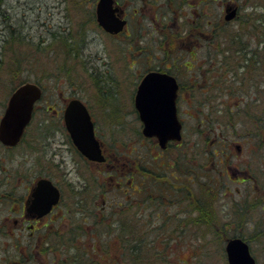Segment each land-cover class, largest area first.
I'll use <instances>...</instances> for the list:
<instances>
[{"label": "flooded vegetation", "instance_id": "obj_1", "mask_svg": "<svg viewBox=\"0 0 264 264\" xmlns=\"http://www.w3.org/2000/svg\"><path fill=\"white\" fill-rule=\"evenodd\" d=\"M214 1L113 0V8L117 9L116 16L125 21L121 34L129 39L134 35V42L141 33L136 32L139 28H135L133 23L138 26L137 22L145 21L143 24H152L153 32L159 39L155 42L157 46H151L149 49L147 42L144 47L137 43L140 54L152 52L155 56L161 55L156 57L161 60L160 63L148 65L143 69L138 85L150 72L172 76L177 86L175 107L182 134L186 129V121L183 118L185 114L193 121V136L206 134L203 142H169L165 149H161L156 138L142 135L144 123L139 120L133 98L134 113L140 123L141 142L145 147L137 170L140 172L138 188L141 192V215L151 229L177 230L180 227H193L208 232L209 236L213 231L220 232L219 238L224 242L222 259L226 264L228 262L225 248L228 240L241 239L247 244L255 264H263L260 263L253 246L257 245L261 249L264 246V90H260L264 86L256 79L246 80L243 77L222 79L223 81L207 78L212 62V50L214 54L220 55L225 63L228 62L226 58L232 56L234 63L228 62L227 65L233 69L244 70L249 66L245 64L244 56L258 65L264 62V47H260L255 38L256 34L258 38L259 22L262 20L258 19L254 11L253 14H241L244 6L242 0H220L223 3L222 11L217 17L212 16L210 11ZM231 12H234V15L228 19L227 16ZM234 23H237V30L232 31V36H229L225 30ZM247 23H251L248 27L252 30L248 31L247 36L255 42L254 48H248L242 40L247 31L243 26ZM227 35L230 37L228 45L225 46L226 42L223 46L221 42L227 39ZM213 36L221 40L215 47H212ZM199 53L202 57L196 62ZM176 55H187L190 58L189 63L180 62L178 57L174 58ZM242 86H246V91ZM237 87L245 94L240 95L235 104L231 105L228 92L229 89L234 91ZM42 89L44 92L43 87ZM70 100L71 98L64 99L59 110L50 111H53V117L61 123L67 143L75 150L80 160L99 169L106 162L95 163L83 157L66 129L64 111ZM37 104L38 102L34 112ZM183 104L188 106V112L182 110ZM234 113L240 114L242 118H239L249 123L241 126V120L234 123L228 119L223 120ZM91 119L95 136L101 143L105 158L108 159L106 166L112 167L116 160V154L112 151L113 145L105 146L98 136L97 124L92 115ZM212 133L217 134L218 138L208 142L207 136ZM151 148L156 150L157 155L151 152ZM186 150L187 163L180 159V155L183 156ZM169 151L173 152L172 155H167ZM48 163L51 165L47 168H56L62 181L63 176L66 177V170H63V166H66L63 164L64 160L49 159ZM133 166H129L131 172H134ZM43 179L49 181L59 193L57 202L46 213H41L33 196L38 182ZM130 184L129 187L132 186ZM67 186L74 199L71 207L74 211L68 210L66 206L64 213L56 217L57 208L64 199V191L62 184L55 180L53 175H13L5 170L1 171L0 234L8 232L6 236L9 237L6 247L1 250L0 260L3 264H52L50 254L53 246L57 245L56 255L52 260L61 254V233L58 232V227L67 215L76 216L74 226L67 230L80 227L84 219L90 220V215L95 218V223H98L99 208L86 214L83 211L86 204L83 191L87 190V180L82 178L79 181L78 188H82L79 191L71 183H67ZM64 224L66 225L65 222ZM53 226L56 231L52 230Z\"/></svg>", "mask_w": 264, "mask_h": 264}, {"label": "rangeland", "instance_id": "obj_2", "mask_svg": "<svg viewBox=\"0 0 264 264\" xmlns=\"http://www.w3.org/2000/svg\"><path fill=\"white\" fill-rule=\"evenodd\" d=\"M242 2L244 6L241 14H253L254 11L258 19L262 20L259 22V35H261V30L264 31V25H262L264 0H242ZM222 4L220 0L212 2L210 14L217 17L222 11ZM95 7L96 0H5L0 6V118L6 107L11 87L17 85L12 79L14 77L9 75L10 66L18 64L15 55L18 56L24 52L22 55L26 59H24L22 68L27 71L22 75L23 78L25 77L29 82H34L36 77L40 78L39 85L44 88L43 97L37 104V109L22 142L13 148H6L0 144V175L2 170L13 175L39 173L53 175L54 179L62 184L64 191V199L57 208L56 217L64 213L66 206L68 210L74 211L71 208L74 199L67 183L73 184L79 191L82 189L78 188L79 181L82 178L87 180V190L83 191V197L86 198L83 208L90 212H95L94 209L99 208L100 204L105 209L110 203H116V206L125 204L124 198L132 196L134 190L138 189V182L125 180L131 174L133 178L140 174L137 170H139L142 151L145 150L139 133L140 123L134 113L133 98L143 69L148 65L160 63L161 60H157L156 57L161 55L155 56L152 52L140 54L141 50L137 43L144 47V43L147 42L149 49L151 46H157L155 42L159 39L153 32L152 24L147 22L144 23L145 26L143 24L145 21L137 22L138 26L133 23L135 28H139L136 32L141 33V36L137 37L138 39L135 38L134 42V35L131 39L126 38L124 34L110 37L97 25ZM250 24L243 26V29L247 31L242 40L248 48H254L256 47L255 42L247 36L248 31L252 30L248 27ZM11 29L16 35L19 34L25 39L24 44H20L18 40H14L13 45L3 42ZM226 29L225 33L232 35L231 32L237 30V23L229 25ZM54 36L56 40L62 37H74L77 49L73 53L78 54L77 64L73 63L72 56L66 59L63 57L55 62L52 57L35 55L34 45L36 44L41 43L44 47L52 45L53 48L59 49L57 42L52 41ZM220 41L219 38L213 36L212 47ZM259 46L264 47V43ZM2 51H6V54L1 53ZM210 54L212 62H210V72L207 78L216 81L251 78L258 80L259 84L264 86V62L259 63L258 69L252 73L251 70L245 71L243 68H237V73L235 71L229 73L228 70L233 67L227 63H234L233 57L228 56L226 58L228 62L225 63L220 55L214 54L213 50ZM175 57H178L182 63H189L190 60L187 55H176ZM201 57L202 54L199 53L196 62ZM207 66L208 63H206ZM245 83L248 84V82ZM241 88L246 91V86ZM241 88L237 87L234 91L229 89L228 101L231 105L235 104V100L240 95L245 94V92H240ZM260 90H264V87ZM259 94L261 95L262 92ZM69 98H77L87 106L97 124L100 140L105 146L113 145L112 151L116 154L114 166L116 165L117 170L107 167L108 161L99 169L82 162L75 150L67 143L64 128L59 120L53 117V111L50 109L59 110L64 99ZM262 100L264 101V96ZM182 110L188 112V106L183 104ZM239 117H241L240 114L234 113L224 117L223 120L228 119L231 123L241 120V126L249 123ZM183 118L186 121V129L182 143L203 142L206 134L193 136L191 132L193 121L188 118L187 114L183 115ZM207 137L208 142L218 138L214 133ZM150 150L157 155L154 148ZM172 153L169 151L167 155H172ZM184 153L183 156L180 155V159L187 163L188 151ZM49 159L64 160L63 164H66V169L63 166V170H66V177L63 176V182L60 175H57L59 173L56 168H50L51 170L47 168L51 165L48 163ZM124 163L126 167H122L121 164ZM130 165H134V172L130 171ZM113 172L119 176L114 175ZM129 183L132 186L129 187ZM65 218L58 227V232L61 234L62 232L65 234L68 231L67 228L74 226L73 223L76 220L74 214L67 215ZM89 222L87 221L82 226L90 227ZM52 230L56 231L54 226ZM179 231H182L181 237H179ZM179 231L174 234L172 241L157 245L160 250L158 259H161L164 264H226L222 259L224 242L222 238L221 240L219 238L220 232L213 231L209 236L208 232L193 227H185ZM6 235L8 232L0 234V256L9 238ZM13 236L10 235L11 238ZM84 242L87 248L93 246L90 240ZM95 242L97 244L98 240ZM164 245H166L165 248L161 249ZM56 246H53L50 254L53 264L57 261V259L52 260L56 255ZM253 249L259 256L260 263L264 264V246L261 249L254 245ZM198 250L202 251L201 254L203 253L200 259L196 257ZM0 264H3V261L0 260Z\"/></svg>", "mask_w": 264, "mask_h": 264}, {"label": "water", "instance_id": "obj_3", "mask_svg": "<svg viewBox=\"0 0 264 264\" xmlns=\"http://www.w3.org/2000/svg\"><path fill=\"white\" fill-rule=\"evenodd\" d=\"M116 12L113 0H98L96 21L109 34H118L125 26V21L117 17ZM233 15L234 12H231L227 18ZM176 90L172 76L150 72L139 83L134 97L135 110L139 120L144 123L142 135L156 138L161 149H165L169 142L181 140V124L175 107ZM41 96V87L31 82L21 84L10 94L0 118L2 145L14 147L20 142L31 121L34 105ZM64 121L76 149L90 161L103 162L101 144L95 137L91 116L80 100L69 101L64 111ZM33 196L41 213H46L57 202L59 193L49 181L43 179L38 182ZM225 249L228 264H255L247 244L241 239L228 240Z\"/></svg>", "mask_w": 264, "mask_h": 264}, {"label": "trees", "instance_id": "obj_4", "mask_svg": "<svg viewBox=\"0 0 264 264\" xmlns=\"http://www.w3.org/2000/svg\"><path fill=\"white\" fill-rule=\"evenodd\" d=\"M1 5L2 2L0 0V6ZM229 36L232 35L229 34ZM229 36L227 35L226 40H222L221 45L223 44L224 46L226 42L225 46L228 45ZM14 40H18L20 44H24L25 42L22 36L19 34L16 35L14 30L11 29L3 42L13 45L15 44ZM52 41L57 42V48L59 49L53 48L52 45L44 47L41 46L40 43L34 45L35 55L41 54L52 57L55 59V62L63 57L66 59L72 56L73 63L77 64L78 54L75 52L73 53V51L77 49L74 37H62L56 40L54 36ZM5 52L6 51H2L1 53L6 54ZM22 54L18 56L15 55L18 64L11 65L9 69L11 70L9 75L14 77L12 79L15 80L17 84L11 87L10 93L17 86L29 82L28 79L22 76L27 71L22 68L24 59H26ZM234 71L237 73L236 69L228 70L229 73ZM35 79L34 82L40 84L39 81L41 79L37 77ZM107 161L108 159L106 158V162ZM121 165L122 167L127 166L125 163ZM109 168L117 170L116 165ZM114 175H116V173H114ZM132 178L133 174L127 176L125 180H136L137 182L140 180L139 174L137 177L134 176V178ZM140 198L141 192L138 188L132 196L124 198L125 204H117L116 206V203H110L106 209L100 204L98 223H95V218L90 215V220L84 219L82 222V224H84L90 221L88 223L90 227L87 228L86 225H81L76 229H68L65 234H61L59 247L61 254L58 256L55 264H164L161 259H158V257H160V250L157 248V245L159 246L161 243L172 241L174 234L184 227H180L178 231L171 229H151L149 225L145 224V220L141 215ZM83 211L85 214L88 213L85 208H83ZM181 233L182 231L178 232L179 237H181ZM83 236H85L84 239H82ZM85 240L92 241L93 246L87 248L85 246ZM96 240H98L97 244L95 242ZM164 240L166 241L162 242ZM165 246L166 245L161 247V249H164ZM201 252L200 250L196 252V257L198 259L203 255Z\"/></svg>", "mask_w": 264, "mask_h": 264}, {"label": "bare ground", "instance_id": "obj_5", "mask_svg": "<svg viewBox=\"0 0 264 264\" xmlns=\"http://www.w3.org/2000/svg\"><path fill=\"white\" fill-rule=\"evenodd\" d=\"M4 1L5 0H1L2 3H4ZM255 38L259 41V43H264V31L261 30V35L258 34V38H257V34H256ZM244 60H245L244 61L245 64L247 63L249 65L246 69H244L245 71H250L251 70V73H252L253 71L258 69V64L255 61H253L252 59H248L246 56H244ZM249 79L251 80V78H246V80H249Z\"/></svg>", "mask_w": 264, "mask_h": 264}]
</instances>
